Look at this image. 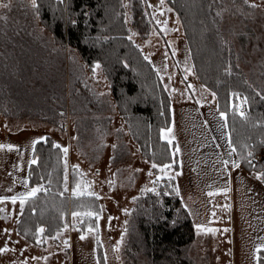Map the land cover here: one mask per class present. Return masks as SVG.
Masks as SVG:
<instances>
[{
	"label": "rangeland",
	"instance_id": "1",
	"mask_svg": "<svg viewBox=\"0 0 264 264\" xmlns=\"http://www.w3.org/2000/svg\"><path fill=\"white\" fill-rule=\"evenodd\" d=\"M143 1L150 20L149 32L142 37L133 30L127 6L129 36L156 68L169 93L172 115L169 139L175 145L178 170H174L171 163L156 164L157 167L153 168L155 163L142 157L139 146L115 110L101 66L93 72L96 63L88 67L77 53L55 45L50 34L34 18L32 0H0V3L10 4L9 8H0V34L8 36L10 30L24 32V36L41 44L49 56H55L59 62L63 60L65 66V112L57 124L41 119L6 118L4 115L6 119H0V144L14 146L11 151L0 149V197L31 191L27 184V168L32 160L33 141L50 136L62 149H68L67 155L63 154L68 195H75L73 190L76 189L80 195L93 193L100 200L99 219L95 216L89 220V215H84L89 212H81L75 217L71 215L67 228L59 232V238H47L44 246L32 244L19 235L15 237L14 225L21 211L19 200L15 204L10 199L0 202V209L5 212H0V225L3 220L6 225L5 229L0 228V243L3 238L10 240L4 259L0 252V264H22L24 261L27 264H97L96 241L103 247L105 264H128L123 249L131 225V210L137 198L149 192L159 193V188L165 192L173 191L170 190L172 184L175 190H179L184 206L190 209L197 229L196 237L194 232V239L187 247L193 264H210L212 244L210 234L205 230L212 224L210 220L217 222L219 219L222 228L215 226L216 233L210 235L211 240L215 239L214 248L219 250V258L225 264L241 263H238L240 257L235 244L239 219L243 220L245 230L253 227L249 222L250 215L244 210L252 211L249 194L264 195V183L257 179V173L262 172L244 170L232 151L233 147L229 146L225 117H221L217 110L213 93L198 81L194 73L178 15L166 0L163 4L161 0ZM253 4L256 7L250 6ZM211 9L230 68L264 94V0H247V3L245 0H213ZM0 47L3 48V44ZM81 90L101 108V113L99 107L88 112L94 119H89L72 104L71 93ZM52 100L55 104L58 97ZM236 106L238 112L244 111L242 101L237 100ZM83 118L89 122L88 128H85ZM95 118H101L100 122ZM105 118L110 120L106 133L102 132ZM233 160L239 164L238 168L232 166ZM255 160H264V149ZM164 165L170 167L162 171ZM72 170L76 176L71 182ZM158 177L162 179L158 180ZM152 188L155 191H142ZM214 203L220 212L215 218L210 216ZM260 214L264 216L263 211ZM83 220L88 229L94 225L93 229L98 227V231L89 232L87 229L79 234L77 230ZM198 225L201 226L199 229ZM82 235L83 240L80 239ZM64 240L68 241V246ZM12 241L15 243L11 245Z\"/></svg>",
	"mask_w": 264,
	"mask_h": 264
},
{
	"label": "trees",
	"instance_id": "2",
	"mask_svg": "<svg viewBox=\"0 0 264 264\" xmlns=\"http://www.w3.org/2000/svg\"><path fill=\"white\" fill-rule=\"evenodd\" d=\"M166 1L180 19L198 81L215 93L217 110L226 113L229 144L236 149L240 165L246 171H263L264 160H255V157L264 149V99L257 95L261 93L259 90L230 68L211 9L213 0ZM36 3L38 8H33V16L55 45L68 47L88 67L100 64L115 110L139 146L142 157L155 164L171 163L178 170L174 143L161 137V129L168 128L172 118L169 93L156 68L129 39L127 6L133 30L142 37L149 32L150 20L144 1L128 0L125 4V0H36ZM23 34L12 30L8 36L0 34V44H3L0 47V112L11 118L41 119L57 124L65 112L64 62L49 56L41 44ZM71 95L73 106L89 119H94L88 115L90 110L99 107L101 113L100 106L84 91H73ZM55 97L58 102L54 104ZM237 100L242 101L246 118L239 115ZM104 120L102 132L106 133L110 120ZM87 123L84 122L85 128L89 127ZM44 138L33 145L31 158L37 162L33 164L31 160L27 168V184L41 190L25 202L16 221V232L39 246L46 245L47 238L62 231L74 212L97 213L100 208V200L95 195H68L63 149L55 147L58 144L50 136ZM75 176L72 170L71 182ZM171 188L173 191L159 188V193L149 192L137 198L123 249L128 264H193L187 252L194 239L193 221L173 184ZM89 217L93 220L95 216ZM85 225L84 220L80 222L79 234L88 229ZM39 228L44 232L39 233ZM95 253L97 264H105L99 241L95 242Z\"/></svg>",
	"mask_w": 264,
	"mask_h": 264
},
{
	"label": "crops",
	"instance_id": "3",
	"mask_svg": "<svg viewBox=\"0 0 264 264\" xmlns=\"http://www.w3.org/2000/svg\"><path fill=\"white\" fill-rule=\"evenodd\" d=\"M3 115L4 114L0 113V119L3 120L6 118H10V117H8V116L6 117L4 115L6 117L5 118ZM24 119H26V118H24ZM27 120H30V119H27ZM239 164H240V162H239ZM257 172L264 173V170L263 171H257ZM262 183H264V180H262ZM247 197H248V200L250 202V208L252 211H247V209H246V210H244V213L245 214L247 213V215H250L251 218H250L249 222L251 223V225L253 227L249 228L248 229L249 231L245 230L246 227H244V225H242L243 220L241 221V219H239V227H238L239 229L237 228L238 229L237 242L235 243L236 246H238V255L240 257V260L238 261V263L241 261V263H239V264H250V263L251 264H253V263L254 264H261V263L264 264V249H261V251L259 253L256 252V249L258 246L264 245V216L262 217L260 214V212H262V211L264 212V195H261L258 193H252V194H249ZM180 198H181V196H180ZM181 200L183 201L182 198H181ZM239 201H242V199H240ZM3 202H4V200H3ZM257 206L259 209L257 208ZM211 207L212 208L210 210V216L215 218L214 217L215 214H217V213L220 214L219 209L217 208L215 203ZM187 210L190 212V209H188V207H187ZM3 213L5 214L4 211H3ZM222 214H224V213H222ZM190 215L192 218L191 212H190ZM1 219H5V217H1ZM215 220H217V219H215ZM192 221H193V218H192ZM210 222H212V224L209 225L207 229H216L215 226H217V228H218V226L221 227V225H219L222 223V221L220 219L217 220V222L216 221L214 222L211 220H210ZM213 222H214V224H213ZM1 226L3 229H5L6 225L4 224V220H3V225H0V228H1ZM193 226H194V232H195V237H196L197 229H196L194 222H193ZM14 227H15V231H16V222H15ZM247 232H249L250 234L247 235ZM215 233H216V231L215 232H209V234L211 236H213V234H215ZM222 234H224V229H222ZM14 235H15V237H18L19 234L18 233L15 234V232H14ZM210 235H209V239H210V242L212 244L210 250L212 251V253H211V257H209V259H211L210 260L211 262H209V263L210 264H225V262L222 260V258H219V255H221L219 253V250L214 248L215 239L211 240L213 237H211ZM222 238H223V235H222ZM8 239H10V237ZM1 241H3V242L0 243V248H4L5 246H7V243H9L10 240L6 241L3 238ZM13 242L15 243V241H12L10 244L11 245L14 244ZM1 254L4 255V256H1L4 259L5 258V252H2ZM220 257H222V256H220ZM257 257H258V259H257Z\"/></svg>",
	"mask_w": 264,
	"mask_h": 264
},
{
	"label": "snow or ice",
	"instance_id": "4",
	"mask_svg": "<svg viewBox=\"0 0 264 264\" xmlns=\"http://www.w3.org/2000/svg\"><path fill=\"white\" fill-rule=\"evenodd\" d=\"M163 2H164V0H161V4H163ZM245 3H247V0H245ZM250 6H251V7H256V5H254V4H253V5H250ZM9 7H10V4H8V3H0V8H9ZM32 7H33V8H38V5H37V3H36V0H32ZM168 11H171V9L169 8ZM218 15H219V13H218ZM73 23H75V21H73ZM166 23H167V22L165 21V24H166ZM164 31H167V28H165ZM129 39H131V36H129ZM145 59H148V57H145ZM98 68H100V64H99V63H96V64L94 65V67H93V72H95V70L98 69ZM186 70L190 71V69H186ZM189 87H191V85H189ZM212 95H213V97H214V96H215V93H213ZM233 95L235 96V95H237V94H236V93H233ZM257 95H260V98H261V99H264V94L257 93ZM243 102H244V103L247 102V97L244 98ZM220 115H221V117H226V113H224V112H221ZM239 115H240L241 117H243V118H246V115H245V112H244V111H239ZM171 133H172V128L161 129V137H162L163 139H165V140H168L169 143H171V140L169 139V135H170ZM40 139H45V138H44V137H41ZM36 143H38V141H33V145H35ZM262 143H264V142H262ZM54 146H55V147H59V145H54ZM229 146L231 147V143L229 144ZM113 147H115V146H113ZM245 147H247V146L245 145ZM4 148H7L9 151H11V150L14 148V146L11 145V144H7V145L0 144V149H4ZM176 150L179 151L178 148H177ZM232 151L235 152L236 149H235V148H232ZM63 152L65 153V156H66V155H67V152H68V149H67V148H64V149H63ZM248 155L251 156L252 153L249 152ZM36 162H37V161H36L35 159H33V160L31 161V163H33V164H35ZM223 163L227 164L228 161H224ZM152 166H153V168L157 167L156 164H153ZM232 166L238 168V167H239V164H238L235 160H233V161H232ZM169 167H170V165H164L163 168H162L161 170H162V171H165V170L168 169ZM150 174H151V173H150ZM171 178H172V177H169V179H171ZM65 179H66V177H65ZM157 179H158V180H159V179H162V177H158ZM257 179L264 180V173H257ZM40 190H41L40 187H34V188L31 189V191L26 192V193H20V194L17 195V196H12V197H0V202H2L3 200H6V199H10L11 202H12L13 204H15V203L17 202V200H19V203H20L21 209H23V206H24L25 202H26L30 197L35 196V195L37 194V192H39ZM73 191H74V194H75V195H80V194H81V193H80L78 190H76V189H74ZM142 191H155V188H152V189H143ZM225 191H227V189H225ZM176 192H177V194H179V190H178V189H176ZM88 194H89V195H93V193H88ZM209 195H212V193H209ZM134 199H135V198H134ZM2 211H4V210H3V209H0V212H2ZM124 211H125V213H127V209H125ZM78 215H81V214H80V213H76V212L73 213V216H74V217H75V216H78ZM84 215L97 216V219H99L97 213L89 212V213H85ZM110 219H111V218H110ZM126 223H127V222H126ZM197 227H198V229H199L201 226L198 225ZM65 228H67V225H65ZM88 230H89V232H92V231H98V227H97L96 229H93L91 226H89V229H88ZM5 231H7V230H5ZM37 231H38L39 233H43V232H44V229H43V228H39V229H37ZM205 231H208V232H215L216 229H206ZM225 231H228V229H225ZM59 235H60V233L58 232V233H57V236H56V237H53V239L59 238ZM80 239L83 240V239H85V237L82 235V236L80 237ZM40 242H41V241H40L39 238H38V239H37V243H40ZM63 243H64L66 246H68V241H67V240H64ZM261 249H264V245H260V246H258L257 249H256V252L259 253V252L261 251ZM6 251H9V249L7 248V246H5L4 248H0V252H6ZM36 259H39V258H36ZM45 259H46V258H45ZM105 259H106V258H105ZM257 259H258V257H257ZM22 264H27V262L24 261V262H22Z\"/></svg>",
	"mask_w": 264,
	"mask_h": 264
}]
</instances>
